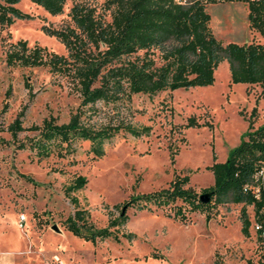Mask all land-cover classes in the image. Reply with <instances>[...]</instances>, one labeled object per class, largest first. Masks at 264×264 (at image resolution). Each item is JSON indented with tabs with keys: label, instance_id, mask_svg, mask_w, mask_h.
Returning <instances> with one entry per match:
<instances>
[{
	"label": "rangeland",
	"instance_id": "rangeland-1",
	"mask_svg": "<svg viewBox=\"0 0 264 264\" xmlns=\"http://www.w3.org/2000/svg\"><path fill=\"white\" fill-rule=\"evenodd\" d=\"M72 1H66L61 13L50 14L30 0H20L17 5L32 17L0 28V264H264V240L251 223L247 235L241 231V202L216 206L208 221L202 210L189 211L182 221L172 216L168 205L129 208L122 229L134 237L118 241L105 237L92 242L65 228L63 220L75 205L86 208L96 225H105L109 214H117L116 204L168 186L176 173L188 174V184L200 194L213 183L206 167L213 154L225 159L250 122L264 123V91L258 84L230 81L222 61L211 84L133 94L132 120L149 124V134L119 132L104 144L99 157L89 151L88 140L76 142L74 152L65 157L38 158L30 148L20 147V141L35 133L29 126L44 117L68 120L79 97L65 77L47 66L7 65L5 42L25 38L66 54L64 44L42 25L67 22ZM88 1L105 11L104 0ZM206 9L217 37L264 44V36L249 27L246 1H216ZM19 113L24 128L12 135L8 125ZM189 115L212 125L181 126ZM77 174L87 181L69 194L78 199L73 204L65 186ZM245 210L252 222V204Z\"/></svg>",
	"mask_w": 264,
	"mask_h": 264
},
{
	"label": "trees",
	"instance_id": "trees-1",
	"mask_svg": "<svg viewBox=\"0 0 264 264\" xmlns=\"http://www.w3.org/2000/svg\"><path fill=\"white\" fill-rule=\"evenodd\" d=\"M19 1L0 0V28L16 19L32 17L17 5ZM30 1L50 14H58L67 0ZM216 1L219 0H104L103 12L88 0H74L67 22L59 26L42 25L46 33L64 44L66 54L37 42L29 44L25 38L6 41L7 65L47 66L52 73L65 77L79 97L68 120L58 121L53 115L44 117L40 124L29 126L35 133L20 141L19 146L30 148L38 158L50 154L65 157L74 152L76 142L88 140L89 151L99 157L104 154V144L119 132L134 136L149 134V124L132 120L133 94L211 84L222 61L227 63L230 81L258 84L264 91V44L255 39L237 42L217 37L206 9L208 3ZM244 1L249 27L264 36V0ZM203 123L212 125L189 115L181 126ZM23 128L19 113L8 129L16 135ZM262 158L264 123L253 126L250 122L239 141L228 149L226 158L217 160L213 154L212 162L206 166L213 175V183L204 188L211 192L208 201H200L198 192L188 184V174L176 173L168 186L130 195L116 204L117 214H109L105 225H96L86 208L75 205L73 212L64 218V226L92 242L105 237L118 241L121 236L134 237L133 232L122 229L129 219V208L168 205L172 216L182 221L189 211L202 210L208 221L216 206L241 202V231L247 235L251 220L245 205L252 204L254 217L261 218L264 186L255 197L243 190V184L252 178ZM86 181L85 175L77 174L65 186L73 204L78 199L69 194Z\"/></svg>",
	"mask_w": 264,
	"mask_h": 264
},
{
	"label": "built area",
	"instance_id": "built-area-1",
	"mask_svg": "<svg viewBox=\"0 0 264 264\" xmlns=\"http://www.w3.org/2000/svg\"><path fill=\"white\" fill-rule=\"evenodd\" d=\"M225 1V0H219ZM264 186V158L257 162V167L252 175V178L243 184V190L250 192L253 196L258 197L260 195V187ZM25 214L21 213L19 216L20 221L25 219ZM251 226L254 232L264 240V211L261 218H253Z\"/></svg>",
	"mask_w": 264,
	"mask_h": 264
},
{
	"label": "water",
	"instance_id": "water-1",
	"mask_svg": "<svg viewBox=\"0 0 264 264\" xmlns=\"http://www.w3.org/2000/svg\"><path fill=\"white\" fill-rule=\"evenodd\" d=\"M211 192L209 190L203 191L199 194V199L202 202H206L210 199Z\"/></svg>",
	"mask_w": 264,
	"mask_h": 264
}]
</instances>
